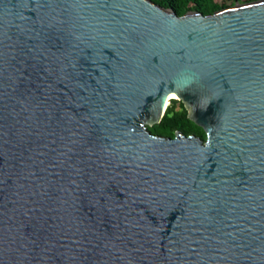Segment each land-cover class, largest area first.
Listing matches in <instances>:
<instances>
[{"label":"water","instance_id":"water-1","mask_svg":"<svg viewBox=\"0 0 264 264\" xmlns=\"http://www.w3.org/2000/svg\"><path fill=\"white\" fill-rule=\"evenodd\" d=\"M0 264H264V0H0Z\"/></svg>","mask_w":264,"mask_h":264},{"label":"trees","instance_id":"trees-1","mask_svg":"<svg viewBox=\"0 0 264 264\" xmlns=\"http://www.w3.org/2000/svg\"><path fill=\"white\" fill-rule=\"evenodd\" d=\"M151 2L174 11L177 16H182L188 12H199L203 15H211L219 10L228 8L227 1L233 0H150ZM240 2V0H237ZM187 110L182 102L170 100L165 113L158 124L148 127V131L155 136L174 138L176 132H181L185 136H196L203 142L206 135L203 129L195 125L187 117Z\"/></svg>","mask_w":264,"mask_h":264},{"label":"rangeland","instance_id":"rangeland-1","mask_svg":"<svg viewBox=\"0 0 264 264\" xmlns=\"http://www.w3.org/2000/svg\"><path fill=\"white\" fill-rule=\"evenodd\" d=\"M254 1H259V0H240V4H245V3H249V2H254ZM235 0H233V2L231 3V1H227L226 4L231 7L233 6Z\"/></svg>","mask_w":264,"mask_h":264},{"label":"bare ground","instance_id":"bare-ground-1","mask_svg":"<svg viewBox=\"0 0 264 264\" xmlns=\"http://www.w3.org/2000/svg\"><path fill=\"white\" fill-rule=\"evenodd\" d=\"M169 103H170V101H169V98H168V99H166V101L164 102V107H165V106H168Z\"/></svg>","mask_w":264,"mask_h":264}]
</instances>
